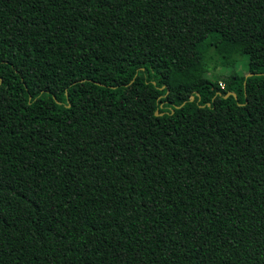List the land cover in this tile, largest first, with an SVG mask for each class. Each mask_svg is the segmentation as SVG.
Segmentation results:
<instances>
[{
	"label": "trees",
	"instance_id": "trees-1",
	"mask_svg": "<svg viewBox=\"0 0 264 264\" xmlns=\"http://www.w3.org/2000/svg\"><path fill=\"white\" fill-rule=\"evenodd\" d=\"M0 264H264V0H0Z\"/></svg>",
	"mask_w": 264,
	"mask_h": 264
},
{
	"label": "rangeland",
	"instance_id": "rangeland-1",
	"mask_svg": "<svg viewBox=\"0 0 264 264\" xmlns=\"http://www.w3.org/2000/svg\"><path fill=\"white\" fill-rule=\"evenodd\" d=\"M252 63V54L245 57H239L238 62L234 66H229L227 67H221L217 65L210 74L215 73V74H229L232 70L238 71V72H246L249 65ZM196 74H199V72H196Z\"/></svg>",
	"mask_w": 264,
	"mask_h": 264
},
{
	"label": "water",
	"instance_id": "water-1",
	"mask_svg": "<svg viewBox=\"0 0 264 264\" xmlns=\"http://www.w3.org/2000/svg\"><path fill=\"white\" fill-rule=\"evenodd\" d=\"M229 94H232V95L235 96V94L233 92H228L226 95H229Z\"/></svg>",
	"mask_w": 264,
	"mask_h": 264
}]
</instances>
